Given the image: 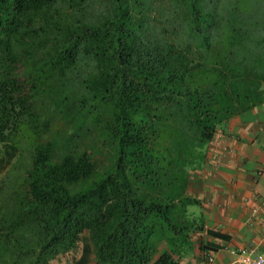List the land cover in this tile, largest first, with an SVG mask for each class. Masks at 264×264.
I'll use <instances>...</instances> for the list:
<instances>
[{"label": "trees", "instance_id": "16d2710c", "mask_svg": "<svg viewBox=\"0 0 264 264\" xmlns=\"http://www.w3.org/2000/svg\"><path fill=\"white\" fill-rule=\"evenodd\" d=\"M262 103L264 0H0V264H181L189 159Z\"/></svg>", "mask_w": 264, "mask_h": 264}, {"label": "crops", "instance_id": "0c3cea01", "mask_svg": "<svg viewBox=\"0 0 264 264\" xmlns=\"http://www.w3.org/2000/svg\"><path fill=\"white\" fill-rule=\"evenodd\" d=\"M198 155L182 194L190 199L179 201L192 221L175 252L181 264H205L206 252L211 264H236L230 248L264 252V103L231 116ZM165 248L162 241L158 250ZM80 254L78 247L50 264H74ZM85 264H94L91 251Z\"/></svg>", "mask_w": 264, "mask_h": 264}, {"label": "built area", "instance_id": "2783aa9c", "mask_svg": "<svg viewBox=\"0 0 264 264\" xmlns=\"http://www.w3.org/2000/svg\"><path fill=\"white\" fill-rule=\"evenodd\" d=\"M230 252L234 255L236 264H264V252H256L252 246L238 249L230 248ZM204 259L205 264H211V252H206Z\"/></svg>", "mask_w": 264, "mask_h": 264}, {"label": "rangeland", "instance_id": "374dc122", "mask_svg": "<svg viewBox=\"0 0 264 264\" xmlns=\"http://www.w3.org/2000/svg\"><path fill=\"white\" fill-rule=\"evenodd\" d=\"M197 152V151H196ZM199 152H203V150L202 149H200V151H198L197 153H196V155H192V158H191V160L189 159V162L191 161H194V162H198V161H200V156L198 155V153ZM190 218V217H189Z\"/></svg>", "mask_w": 264, "mask_h": 264}]
</instances>
